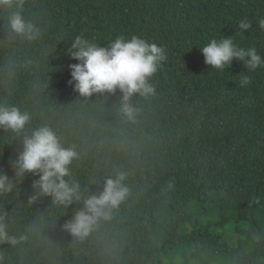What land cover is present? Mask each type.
I'll list each match as a JSON object with an SVG mask.
<instances>
[{
    "label": "trees",
    "instance_id": "16d2710c",
    "mask_svg": "<svg viewBox=\"0 0 264 264\" xmlns=\"http://www.w3.org/2000/svg\"><path fill=\"white\" fill-rule=\"evenodd\" d=\"M23 14L37 39L10 40L0 10V105L30 114L24 134L46 125L78 152L70 179L82 197L120 172L130 193L110 220L76 237L63 226L82 200L31 201L39 177H14L23 135L0 128V173L15 183L0 194V217L16 240L0 241V264H264V67L234 59L214 70L200 50L232 36L264 56V0H24ZM243 18L252 22L244 33ZM77 35L101 47L138 36L165 50L150 79L155 93L129 100L134 121L119 90L83 96L69 83ZM227 195L247 212L231 219ZM228 225L235 246L221 233Z\"/></svg>",
    "mask_w": 264,
    "mask_h": 264
},
{
    "label": "clouds",
    "instance_id": "9594fccd",
    "mask_svg": "<svg viewBox=\"0 0 264 264\" xmlns=\"http://www.w3.org/2000/svg\"><path fill=\"white\" fill-rule=\"evenodd\" d=\"M23 7L24 0H0V10L7 13L6 28L10 40L21 37L32 41L40 35L39 28L24 17ZM258 25L264 29V18L259 19ZM238 27L244 33L252 27V22L243 18ZM200 50L205 63L214 70L223 71L231 66L234 59L242 61L249 71L264 67V56L255 46H239L232 36L212 39L200 47ZM67 54L79 61L70 65L72 80L69 83L74 84V90L83 96L115 93L119 90L123 101L121 112L129 121H134L137 112L129 100L135 94L148 97L155 93L150 79L167 59L162 47L138 36L130 39L119 36L106 47H101L92 40L77 35ZM249 83V77L242 76L241 87ZM30 120L29 113L22 112L15 106L0 105V128L17 136L23 135L22 150L13 162L14 177L21 180L27 173L39 177L33 181L35 192L30 197L31 201L48 196L54 204L67 206L82 200L84 207L77 210L63 227L72 235L83 239L98 221L110 220L113 210L127 199L130 193L125 183L127 175L120 172L114 178H106L98 193L82 197L81 185L70 179V165L78 158V152L73 147L63 146L56 132L49 126H41L32 129L31 134H24ZM14 187L13 179L0 173V194L11 192ZM3 240L16 243L15 238L8 235L3 217H0V241Z\"/></svg>",
    "mask_w": 264,
    "mask_h": 264
},
{
    "label": "rangeland",
    "instance_id": "374dc122",
    "mask_svg": "<svg viewBox=\"0 0 264 264\" xmlns=\"http://www.w3.org/2000/svg\"><path fill=\"white\" fill-rule=\"evenodd\" d=\"M260 180L264 183V167L260 170V175H259ZM227 205L229 208H226L227 214L231 219H234L235 217H237V215L239 214H244L247 212V208L245 206V203H243V201L240 202L239 206L240 209L237 211V205L235 204V200H237V197H234L232 195H227ZM236 205V206H235ZM221 233L224 236V241L230 245V246H235L237 244L238 241V237L237 235H235L233 233V228L231 225H228L226 228H224V230H221ZM170 246L166 247V253L169 254L171 251Z\"/></svg>",
    "mask_w": 264,
    "mask_h": 264
}]
</instances>
